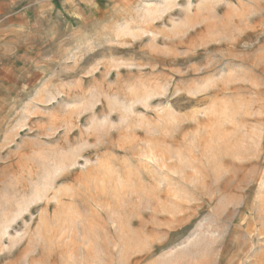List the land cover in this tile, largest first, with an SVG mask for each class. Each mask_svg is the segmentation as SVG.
Returning a JSON list of instances; mask_svg holds the SVG:
<instances>
[{"label": "rangeland", "instance_id": "obj_1", "mask_svg": "<svg viewBox=\"0 0 264 264\" xmlns=\"http://www.w3.org/2000/svg\"><path fill=\"white\" fill-rule=\"evenodd\" d=\"M12 13L0 264H264V0Z\"/></svg>", "mask_w": 264, "mask_h": 264}, {"label": "crops", "instance_id": "obj_2", "mask_svg": "<svg viewBox=\"0 0 264 264\" xmlns=\"http://www.w3.org/2000/svg\"><path fill=\"white\" fill-rule=\"evenodd\" d=\"M14 0H0V23L12 18Z\"/></svg>", "mask_w": 264, "mask_h": 264}]
</instances>
